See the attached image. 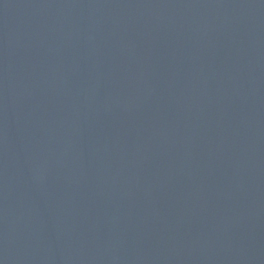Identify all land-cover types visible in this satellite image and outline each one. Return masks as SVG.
Masks as SVG:
<instances>
[{"label": "water", "instance_id": "water-1", "mask_svg": "<svg viewBox=\"0 0 264 264\" xmlns=\"http://www.w3.org/2000/svg\"><path fill=\"white\" fill-rule=\"evenodd\" d=\"M0 264H264V0H0Z\"/></svg>", "mask_w": 264, "mask_h": 264}]
</instances>
